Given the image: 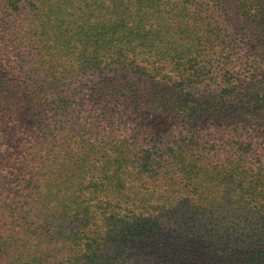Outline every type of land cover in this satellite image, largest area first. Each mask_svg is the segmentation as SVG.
<instances>
[{
    "label": "rangeland",
    "instance_id": "1",
    "mask_svg": "<svg viewBox=\"0 0 264 264\" xmlns=\"http://www.w3.org/2000/svg\"><path fill=\"white\" fill-rule=\"evenodd\" d=\"M184 10L193 15L186 25L202 37L195 43L178 26L189 17ZM240 15L234 0H0V79L23 84L35 101L22 116L0 118V162L10 153L21 159L24 146L32 147L11 171L21 173L27 161L28 175L20 179L36 181L34 189L23 188L0 168V264H192L187 252L243 253L264 243V214L246 217L231 206V167L249 177L253 165L264 170V133L247 131L233 118L174 128L171 117L149 125L154 141L136 128L135 115L120 122L104 117L83 97L104 81L176 89L179 69L191 64L204 75L176 95L205 100L220 93L227 77L232 90L263 72L252 61L257 39ZM209 26L213 33L205 34ZM141 33L150 41L140 43ZM212 76L222 78L210 82ZM121 104L124 110L127 95ZM187 129L204 137L199 152L216 142L221 153L210 150V156L221 159L133 156L118 169L121 182L107 183L112 168L100 148L155 152L164 134L183 144L192 134ZM240 134L244 145L253 142V159H233L230 146L222 145L241 147ZM192 167L197 175L190 178ZM77 168L87 172L84 184L89 175L101 183L94 196L90 186L84 189L86 211L80 213Z\"/></svg>",
    "mask_w": 264,
    "mask_h": 264
},
{
    "label": "trees",
    "instance_id": "2",
    "mask_svg": "<svg viewBox=\"0 0 264 264\" xmlns=\"http://www.w3.org/2000/svg\"><path fill=\"white\" fill-rule=\"evenodd\" d=\"M142 1V0H139ZM237 5L238 11L241 13V18L249 25H251V30L255 38L257 39V53L254 55L252 61L258 67L262 64V73L249 75V80H243L241 82H235V87L231 90V77H227L224 80V84L221 87L220 93L213 96V93H208L207 99L201 100L200 98L191 95L189 92H182L181 96L176 95L177 90L183 89L185 84L197 81L202 77L199 70L196 69L195 64H191L189 67H184L179 69L181 81L173 86L176 89L171 88L172 85H165V88H148V87H136L133 89L131 85H126L123 88L121 85L107 81L100 82V86H97L95 91L90 89L83 94L84 99L89 103H94L98 106L99 112L104 117L111 116L119 122L124 119L127 114L135 115L134 123L136 128L143 131L147 137L155 138V133L151 131L149 125L156 122L157 120H168L171 117L175 119L174 128L178 127L181 123L184 128L190 126H198L203 120L209 118L212 119H228L233 118L237 124H241V128H246L247 131H258L264 133V1L263 0H234ZM172 17H179V14L169 11ZM184 16H189L187 20H184L180 27V31L184 36L192 42L201 39L198 36V31L195 30V25L190 27L186 25L190 22L191 17L188 12L184 10ZM197 16L201 14L195 12ZM198 19V17H195ZM186 25V26H185ZM185 26V27H184ZM213 27L209 26L204 29V33H213ZM170 33L169 31L166 32ZM141 40L146 43L150 41L146 34H140ZM170 39L172 36L170 35ZM170 41V40H168ZM209 41V39H208ZM231 48V45H227ZM178 48L176 47V50ZM182 51V50H181ZM231 51L228 49L226 52ZM231 54V53H230ZM229 54V55H230ZM227 55V57L229 56ZM178 56V55H177ZM175 56L179 59V57ZM226 57V56H225ZM224 57V58H225ZM182 58V57H180ZM99 71L96 70L95 73ZM135 72H138L137 70ZM201 74V75H200ZM210 74V73H209ZM211 81H216L218 78L212 76ZM207 80V78H206ZM34 84H31L33 86ZM34 87V86H33ZM128 96L129 104L122 109V100L125 96ZM34 97L30 98L26 94L25 86L23 84H17L16 81H12L8 78L0 79V118L7 120L8 115L17 116L23 115V111L29 104L34 103ZM33 116H36V112L33 111ZM194 122V125H191ZM134 130V129H133ZM192 129H187V133H190ZM197 131L192 132L185 140L183 144H177L175 136L168 133L166 138L159 144L155 142L156 151L146 152L144 154H132L133 149L130 147L122 148L120 146L114 148L113 150L107 151V148H100L104 156L112 168L111 173H105L107 177V183L112 185L116 182H121L118 169L122 168L126 159H131L133 156L136 159H154L152 155L159 154L163 159H178V163H181L183 159H189L190 156H194V159H221L220 154L215 156H210V150H214L216 153L220 152L218 144L214 141L210 147H204L202 152H199V144L204 140V137L199 134L196 135ZM1 137V136H0ZM238 142L241 147H236L234 149L228 142H224L222 145L230 146L231 156L233 159H253V153L255 152L253 148V142L246 145L243 144V139L241 134L237 137ZM220 145V147H222ZM164 146V147H163ZM207 151H206V149ZM20 152L21 159L17 155L10 153L9 159H3L0 162V168L10 172L12 168L19 165L20 162L27 159L28 152L33 149L32 147L24 146ZM191 151H196L194 154ZM158 152V153H157ZM158 155V156H159ZM159 158L161 159V157ZM260 156V155H257ZM35 169H40V162H36ZM263 163V161H261ZM142 166L147 168L149 162L144 160L141 162ZM28 165L27 161L21 165V173L11 171L9 178L17 181L19 185H24L23 188L34 189L36 187V181L31 180L26 184L25 179H20L22 175H28ZM195 167L187 169L189 177L197 175ZM151 177L159 174V167ZM252 173L249 177L248 173L245 175L238 170L237 166L231 167V206L241 209L245 212V216L252 213L264 214V170L260 169L256 165H253L251 169ZM144 171L141 172L143 174ZM82 174L87 175V172L81 169H75V180H77V185H75V191L79 193L78 197H81V202L76 207L77 213L86 211V204H83L86 200V195L84 189L91 187V192L93 196L99 193V188L101 183L97 179L93 178V175H89L87 183L84 184L82 179ZM114 174L115 176H113ZM80 178L82 180H80ZM214 178V177H212ZM95 181H94V180ZM145 179H143L144 181ZM143 183H147L144 181ZM83 196V197H82ZM148 201L142 205L145 207ZM257 208L254 209V208ZM85 208V209H84ZM264 223V218H261ZM264 236V232L262 233ZM261 237V236H260ZM252 249H247L243 253L235 252L229 253H219V251H211L209 254L205 255L203 253H195L191 255L187 252L184 255L185 261L189 260L192 264H264V243L257 244L251 247ZM186 247L183 248L182 254L185 252ZM181 253L177 256L180 257ZM187 258V259H186ZM196 262V263H195Z\"/></svg>",
    "mask_w": 264,
    "mask_h": 264
}]
</instances>
